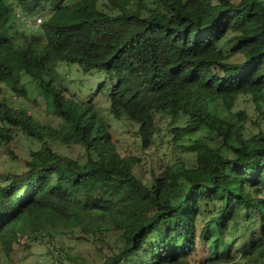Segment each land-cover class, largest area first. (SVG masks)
<instances>
[{
    "label": "trees",
    "instance_id": "obj_1",
    "mask_svg": "<svg viewBox=\"0 0 264 264\" xmlns=\"http://www.w3.org/2000/svg\"><path fill=\"white\" fill-rule=\"evenodd\" d=\"M105 1L0 0V84L22 97L29 75L62 120L43 124L0 95V145L12 130L40 144L23 171L0 172V242L92 240L73 264H264V130L245 136V111L234 124L209 107L251 94L264 117V0ZM34 11L46 17L28 33ZM60 63L105 73L96 94L154 147L147 162L120 153L93 99L66 96ZM64 142L84 159L54 148ZM62 249L56 264H68Z\"/></svg>",
    "mask_w": 264,
    "mask_h": 264
},
{
    "label": "rangeland",
    "instance_id": "obj_2",
    "mask_svg": "<svg viewBox=\"0 0 264 264\" xmlns=\"http://www.w3.org/2000/svg\"><path fill=\"white\" fill-rule=\"evenodd\" d=\"M99 6L107 7V2L105 0H99ZM45 17L39 11H34L30 16L26 17L24 21L26 23L28 20V33L34 32V28L40 26L39 24L41 23L39 21L35 23L36 18H41L44 21ZM56 70L59 73L57 83L64 90L67 97L79 103L90 101L91 99L94 100L98 114L111 127L118 150L122 155L133 154L140 156L143 158V162H147L150 159V153L153 152L154 147L143 150V139L140 133H138V128L128 121L115 118L111 114V105L108 97L102 94H96L99 86L104 82V72L93 70L90 73H85L77 63H60ZM20 79L22 88L26 90L27 95L19 97L9 86L5 85L7 83H1V97L16 107L25 108L41 123L50 124L54 128H59L62 120L51 113L48 107L50 96L40 93L39 88L36 86L37 84L29 75L22 73ZM209 107L212 113L234 124L239 121V113L245 111L248 115L245 128L243 129L245 136L264 130V117L256 109V104L251 94H242L231 110L224 105L221 98L210 100ZM168 119H164L163 122L157 120V124L160 123L159 125L164 127L162 137L165 139V143L158 148L160 155L170 154V145L166 141L168 130L165 126ZM12 133L13 138L10 143L4 146L0 145V172L10 170L23 171L25 169V160L29 159L31 150H36L40 147L38 142L26 137L21 131L12 130ZM200 134H208V131L203 129L192 137L195 138ZM216 142L221 144V139L216 137ZM54 148L65 155L84 159V149L80 145L68 144L66 142L54 143ZM10 150H13L18 158H13ZM150 168L151 166L147 164L145 169L147 173L144 175L143 169L141 172L137 169V172H140L143 180L148 182H150V179L152 180ZM57 247L63 248L61 250L62 253L60 252L61 259L68 264H73L69 262L68 258H74L78 261L83 259L87 260L95 244L90 239L80 240L72 235L61 233L56 234L55 237H45L44 241L39 242L21 238L12 246H7L0 242V264H56L55 256L57 255ZM208 258L209 255H205L204 261ZM237 260V257L233 259L235 262Z\"/></svg>",
    "mask_w": 264,
    "mask_h": 264
},
{
    "label": "clouds",
    "instance_id": "obj_3",
    "mask_svg": "<svg viewBox=\"0 0 264 264\" xmlns=\"http://www.w3.org/2000/svg\"><path fill=\"white\" fill-rule=\"evenodd\" d=\"M37 21H39V23H43V21H42V19L41 18H36V20H35V23H37ZM27 22H28V20H27ZM27 22H26V24H27ZM40 25V24H39Z\"/></svg>",
    "mask_w": 264,
    "mask_h": 264
}]
</instances>
